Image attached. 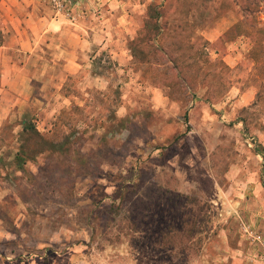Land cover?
<instances>
[{
	"label": "rangeland",
	"instance_id": "374dc122",
	"mask_svg": "<svg viewBox=\"0 0 264 264\" xmlns=\"http://www.w3.org/2000/svg\"><path fill=\"white\" fill-rule=\"evenodd\" d=\"M1 1L56 15L48 0ZM151 5L162 32L139 44L140 64L130 45ZM68 9L92 26L79 71L45 55L39 100L0 118V264H263L264 0ZM239 22L250 35L228 33ZM24 122L47 141L18 169Z\"/></svg>",
	"mask_w": 264,
	"mask_h": 264
},
{
	"label": "crops",
	"instance_id": "0c3cea01",
	"mask_svg": "<svg viewBox=\"0 0 264 264\" xmlns=\"http://www.w3.org/2000/svg\"><path fill=\"white\" fill-rule=\"evenodd\" d=\"M3 7V8H1ZM1 9H7L5 16L0 14L7 43L0 47V118L8 113L17 103L34 97L35 82L40 72L49 70L41 68L39 59L45 55L54 56L64 61L70 75L77 73L80 67V55L84 56L91 44L88 35L92 26L86 21H78L72 14L56 13L36 14L37 5L27 1L0 2ZM33 9V12L30 11ZM88 26V27H87ZM82 44V46H81ZM81 47V52H80ZM19 55L24 59H19ZM55 62V61H54ZM44 68L42 71L41 69ZM36 80V81H35Z\"/></svg>",
	"mask_w": 264,
	"mask_h": 264
},
{
	"label": "trees",
	"instance_id": "16d2710c",
	"mask_svg": "<svg viewBox=\"0 0 264 264\" xmlns=\"http://www.w3.org/2000/svg\"><path fill=\"white\" fill-rule=\"evenodd\" d=\"M162 16H163L162 12H160L157 9L156 6H154V5L150 6V8H149V17H148V20H147L146 25H145V31H146L145 36L143 37V39L141 38V35L138 36L136 39L133 40V42L130 45V50L132 52V57H133L134 62L140 63V64H143V63L147 62V59H146L147 54H145V52L143 50H141V47H139V44L143 40L146 39V35L150 34L149 38H151L152 31L155 33L154 34L155 37H158V35L161 34L162 28H161V25H160V23L158 21L162 19ZM242 26H243V23L239 22L235 26V29L233 27V29H230V31L228 33L230 34L232 30L233 31L238 30V35H250L251 32L243 30ZM152 36H153V34H152ZM3 41H4V37H3L2 31L0 30V47L3 45ZM156 51H158V50L155 49V52ZM180 65L181 64H177L176 63L177 67L174 66V69L180 68L182 70V72H184V74H185L183 79L187 83L191 82V79L193 78V76H192L193 75L192 66L188 65V66L184 67V66H180ZM188 74H189V76H188ZM191 88L194 89L193 87H191ZM25 125H26V122H24V130H23V132L28 134V138H27L25 144L22 146V149L17 153V155L15 157V160H14V164L17 166L18 169H23L24 166L26 165V163L34 158V155H35L36 152H34L32 150V143L34 141H38L37 139H39L41 141L43 139L46 140V138H44V136L37 131L36 127H34V126H25ZM43 146L49 148V146H50L49 142H45V144H43ZM56 150L60 151L61 153H63V151L58 146H56ZM195 218H197V217H195ZM196 223H197V220H195L193 222L191 220V222H189V225L191 227H194L196 225ZM192 231H193V229H191L188 232V235H189L190 239H191V235L193 234Z\"/></svg>",
	"mask_w": 264,
	"mask_h": 264
},
{
	"label": "built area",
	"instance_id": "2783aa9c",
	"mask_svg": "<svg viewBox=\"0 0 264 264\" xmlns=\"http://www.w3.org/2000/svg\"><path fill=\"white\" fill-rule=\"evenodd\" d=\"M48 1L56 13L64 14V15L70 14L68 9V0H48ZM263 264H264V257H263Z\"/></svg>",
	"mask_w": 264,
	"mask_h": 264
}]
</instances>
